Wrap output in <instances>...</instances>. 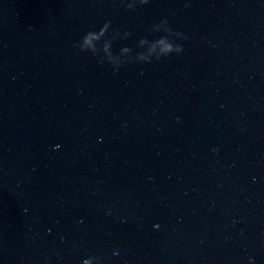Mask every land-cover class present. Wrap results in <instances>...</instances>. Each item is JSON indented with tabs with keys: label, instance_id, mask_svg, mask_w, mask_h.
<instances>
[{
	"label": "water",
	"instance_id": "95a60500",
	"mask_svg": "<svg viewBox=\"0 0 264 264\" xmlns=\"http://www.w3.org/2000/svg\"><path fill=\"white\" fill-rule=\"evenodd\" d=\"M161 19L180 55L113 74L71 47ZM92 254L264 264V0H0V264Z\"/></svg>",
	"mask_w": 264,
	"mask_h": 264
},
{
	"label": "clouds",
	"instance_id": "9594fccd",
	"mask_svg": "<svg viewBox=\"0 0 264 264\" xmlns=\"http://www.w3.org/2000/svg\"><path fill=\"white\" fill-rule=\"evenodd\" d=\"M149 2L150 0H119L120 6L127 12L135 11L138 7H143ZM111 25L112 21L106 20L98 30L85 32L71 44V47L80 53L92 55L101 66L109 65L113 74L117 73L121 67L130 64H148L172 54L180 55L184 48L177 41L189 39L184 33L172 30L167 19H161L149 28V35H152L153 39L149 40L147 37H143L135 42L134 48L138 51H134L132 47L124 46L118 53H114L112 51L113 43L117 40L129 39L131 33L119 28L112 29ZM72 247L75 249L76 245L73 244ZM104 259V256L92 254L84 258L82 264H89L90 260L97 261V264H103Z\"/></svg>",
	"mask_w": 264,
	"mask_h": 264
}]
</instances>
